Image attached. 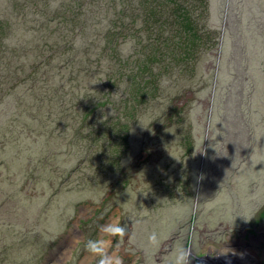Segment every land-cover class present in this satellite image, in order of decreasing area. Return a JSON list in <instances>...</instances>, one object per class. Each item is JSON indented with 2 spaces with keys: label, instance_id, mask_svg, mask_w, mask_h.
I'll use <instances>...</instances> for the list:
<instances>
[{
  "label": "rangeland",
  "instance_id": "rangeland-1",
  "mask_svg": "<svg viewBox=\"0 0 264 264\" xmlns=\"http://www.w3.org/2000/svg\"><path fill=\"white\" fill-rule=\"evenodd\" d=\"M20 1L24 0H0L1 20L21 24L28 18L14 44L28 38L27 56L32 58L31 68L17 78L18 63L0 65V72L5 71L13 81L3 80L7 92L0 93V141L4 143L0 151L24 138L14 146L7 163L0 159V195L4 194V199L0 197V264H98L99 257L90 254L86 244L101 238L111 240L108 251L123 264H162L161 258H166L164 264H172L181 247L190 250V264H199V259L212 258L221 249L238 247L242 242L257 251L264 264V93L257 91L264 85L252 83L253 89H249L248 83L241 84L248 75L241 77V72L250 67L249 60L243 61L244 55L248 57L242 48L246 45L244 32L260 39L253 54L264 53V0H212L210 17L214 21L207 19L206 23H212L209 27L217 32L218 44L194 52L193 57L195 53L199 57L191 75L186 69L179 73L181 67L174 68L171 56L162 57L168 49L161 56L155 54L160 46L153 40L160 27L166 29L163 37L173 46L182 39L171 29L167 31L173 23L167 13V24L150 30V0H80L89 13H100L101 17L78 25L76 33L70 30L71 8L52 11L62 0L36 3L40 8L45 3L52 5L44 13L53 21L43 29L35 23L39 16L32 15L33 8L27 5L23 9L25 3L12 5ZM214 6L220 8L219 17ZM58 12L70 25L55 18ZM121 14H127L130 21L125 32L127 19H120ZM107 30L123 32L113 38L110 47L105 39ZM183 31L178 28L177 32ZM221 44L225 45L222 50ZM154 63H159L155 77L160 94L156 102L140 107L133 118L136 133L132 146L134 154H139L130 155L119 170H112L113 163L105 165L93 156L100 155L102 148L92 135L98 132L100 136L104 123L116 115L115 109L124 106L127 80L120 81L125 75L120 67L136 70L140 66L145 73ZM118 69L120 84L113 91L106 79L112 70L117 76ZM229 73L231 83L223 88L221 77ZM147 80L150 88V79L143 82ZM219 93L221 110L217 107ZM105 101L112 104L105 106ZM255 101L259 108H252ZM240 104L255 111L245 115L241 108L233 114ZM171 107L182 110V128L191 133L193 143L190 155L179 146L176 123L181 124L182 119L168 124L162 120L167 119ZM231 109L234 111L227 117ZM199 135L203 137L197 145ZM119 171L124 175L111 174ZM153 173L160 179L150 178ZM201 174L203 179H198ZM252 174L258 177L257 186L252 184ZM26 176V181H21ZM52 178H58V183ZM130 180L122 198L127 201L123 202L118 185ZM57 184L64 186L63 193L50 198L51 187ZM231 184L237 187L234 192ZM172 187L177 191L175 199L168 197ZM215 188L218 190L212 193ZM20 193L33 199L42 197L19 211L13 201L24 203ZM231 194L238 201L235 212L226 206L232 201ZM250 205L254 208L251 213L245 211ZM60 208L70 212L59 216ZM216 208L221 209L220 214ZM256 212L258 215H253ZM116 222L126 228L125 237L102 232V226ZM154 225L157 239L153 244L149 236ZM152 248L160 252L153 260Z\"/></svg>",
  "mask_w": 264,
  "mask_h": 264
},
{
  "label": "trees",
  "instance_id": "trees-1",
  "mask_svg": "<svg viewBox=\"0 0 264 264\" xmlns=\"http://www.w3.org/2000/svg\"><path fill=\"white\" fill-rule=\"evenodd\" d=\"M38 1L39 0H24L23 2L20 1L19 3H15L12 5H19L20 3H25L23 6V9L27 5H29V7L34 9L32 11V15H38L39 17H41V18L38 17L37 21L35 22L37 24V27L39 29H43L41 27L48 28V23L53 21V17H51V16L47 17V14L44 13V11H48L49 9H51L52 5H47L45 3V4H43V8H40L38 5H36V3ZM63 2H65V3H63ZM153 2H157V4H155V6H154ZM60 5L61 6L53 7L52 11H59L62 6H64V8H71L72 9V16L70 19L71 25L59 15V12L55 13L54 16H55V18L62 19L63 22L68 23L70 25V30L73 31L74 33H76L75 29L78 28V25H82L84 22L91 21V20H93V18L101 17L100 13L99 14H97L95 12L89 13L84 8V2H82L80 0H62ZM212 8H213L212 0H211V2H209V0H150V21H149L150 30L155 31V29H153L154 25H160V26L166 25L167 23L166 24L164 23V21H165L164 20V14L167 13V15L171 19H173V23L170 25L168 24L169 27H167V31L169 29H171L176 34L177 38L180 37L182 39L181 44L180 43L178 44L177 41H174V45L176 47L173 46V44H170L167 37H163V34L166 36V29L165 28L163 29L162 27H160V30H158L159 32L155 33V38L153 40L155 45L160 46V49H155V54L156 55L160 54V56H161L162 51H165L168 49L169 52H171V53L168 52V54L166 56H162V57H170L171 56V61L173 62L174 68L180 69V67H181V69L179 70V73H183L184 69H186L190 75L192 73H194L195 69H196L195 63H196L197 58L199 57V56L197 57L198 54H196V53L194 55L195 57H193L194 52L196 51L199 53V51L200 52L204 51L205 45L209 46V45L213 44L216 47L218 44L217 43V40H218L217 32L215 30H213L212 28H210V27H212V23H210V25H209L210 27L208 26L209 23H206L207 19L209 21H214L210 17ZM214 8L217 9L218 7L214 6ZM83 13H85V14H83ZM126 15L127 14H121L120 19H122V18L127 19ZM219 15H220V8H218V17H219ZM218 17H217V19H218ZM28 21H29L28 18H26L24 20V23L15 24L14 21L8 20V22H7L6 20L0 19V65H1V63H11L12 61H14L15 63H18L15 67V71L18 73V75L15 78H17L19 75L26 74L28 69L31 68L30 65L32 63V58L27 56V52H28L29 46L31 44L30 40L28 38L24 37L23 39L17 40V45L14 44V41H15L14 39H19V35H21V33H22V32H20V30L26 26ZM129 22L130 21L127 19V23L125 24V28L128 27ZM146 23H148V22H146ZM57 27H60V26H57ZM206 27L209 29L206 30ZM178 28H183L184 31L178 34V32H177ZM39 29L36 28V30L38 32L41 31ZM127 30H128V28L126 30H123V32H125ZM106 32L107 33L105 35V39L108 41L109 47H110L111 43L113 42V38H117L123 33V32H119L118 30L117 31L107 30ZM80 34L87 36L84 32H81ZM31 36L34 37V35H32V34H31ZM243 38H244V42L246 45L243 46L242 48H243V51L248 55V57L246 55H244L243 61L248 62V60H249V66L250 67H249L248 71L244 70L241 72V77L244 76L245 73L248 74L242 78L241 84H246V85L249 84L248 85L249 89H253L252 83L264 85V53H263V56L253 54L256 46L260 42L259 41L260 39L255 38L252 35V33L244 32ZM221 45H223V44H221ZM224 47H225V45H223L221 47V50ZM31 48H33V46H31ZM182 48H184L185 50L183 51ZM209 49H211V48H209ZM228 52H229V50L226 53H224L226 59L229 58V56H227ZM155 54H153V55L155 56ZM161 60L168 63L167 65H170V63L165 61L164 59H161ZM258 62H259V64H258ZM156 65H159V63H157V64L154 63L150 67V72L148 71L145 73L141 72L142 68L140 66H138V68L136 70H134L133 68L128 69V68H121L120 67V70L123 71L125 75H121V71L119 69L116 70L117 76L114 75V70H112V72L108 73V78L106 79V84H108L110 89L113 91H115L119 88L120 81L127 80L126 89L124 90L126 92V96L124 98V106H120L119 109H117V110L115 109L116 115L109 117L107 122L104 123V128H102L103 130H102L100 136H99L98 132L96 134L94 133L92 135V137L94 139H96L95 143H100V146L102 148V150L99 149L102 152L100 155L96 156V154H95L93 156L95 158H97L98 161L103 162V164H105V165H107L108 163H113L115 165V168H113L112 170H119L118 166L121 164L122 161L127 160L130 157V155L136 156L139 154V152H136L135 154L133 152V146H132V143L134 142L133 135L136 133V131H135L136 123H135V121H133V118H134V114H136L137 110L140 107L147 104V102H149V101L156 102V100L160 94L161 88H158V79L155 77L156 74H158V72L156 71L157 70ZM261 69H263V70H261ZM259 71H262V72L260 73ZM164 72L166 73L165 70H164ZM0 74H2V75H0V84L2 85V86H0V93H6L7 90L5 88V82L3 80L9 79V77L5 71H1ZM120 75H121V79H120V81H118V77H120ZM250 75H252L254 77L252 81L250 79H248V77ZM145 79H150V88L146 85V83L149 80H147L146 82H143ZM10 82H11V84H13L12 80H10ZM236 82L240 83L241 80L238 79V81H236ZM230 83H231V74L229 73L228 75H226V77H225V75H222L220 84L223 86V88L225 86L229 85ZM259 90L263 91V93H264V89L263 90L258 89L257 91H259ZM220 96H221V93L218 94V102H217V105H218L217 107L219 108V110H221L219 107V103H220L219 97ZM104 104H105V106L106 105L110 106L112 104V102L111 101H109V102L105 101ZM249 104L251 105V101ZM113 105H114V102H113ZM223 105L226 106L228 104L225 103ZM102 107H104V105H102L101 108ZM255 107L259 108V105L256 103V101L254 102L252 108H255ZM241 108L244 110L243 114H245V115L255 111V110L251 109V107L245 108V107H242L240 104L239 108H236V106L234 107V110H239V111H234L233 109H231L230 111H228L226 113V116L228 117L232 111H234L233 114H237L236 112H241L240 111ZM219 117H222L221 113L219 114ZM159 118H160V116H159ZM173 119H182L181 124L179 123L178 120L176 123L177 127H178L177 133H179L181 136L180 137L177 135L176 136L179 137V146L181 148H185L187 154L190 155L191 151L193 149V143L190 139L191 133L189 131L184 132V129L182 128V124H183L182 110L171 107V108H169V112L167 114V119L162 118V120L165 121V124L172 122ZM135 120L138 121L139 118L136 116ZM237 122H238V120H237ZM234 123L236 124L235 119H234ZM164 127L166 128V125ZM213 130L214 129H211L212 132H213ZM249 130H250V128H249ZM157 135H159L160 137H163V138L165 137L162 133L161 134L158 133ZM201 137H203V136L201 135ZM201 137L199 135V138H197V145L199 144V139ZM22 139H24V138H22ZM22 139L13 143L8 148H3L0 151V159L2 160L3 164L8 162V157L11 156L12 149ZM0 145L4 146V143L2 141H0ZM246 152L247 151L245 148L243 153H246ZM126 155H128V156H126ZM262 158H264V157L262 156ZM120 173L122 175H124V173L120 172V171L115 172V173H111V174H115V176H120ZM128 176H129V179L133 178V176L131 174H129ZM151 176L154 178L160 179L156 173L151 174L150 178H151ZM26 179H27V176L24 179H22L21 181L24 182V181H26ZM52 180L54 181L55 184L58 183V181H59L58 178H52ZM173 180L178 181V179H173ZM251 180H252V184H254L258 181V177L256 175L252 174ZM2 181L3 180L0 179V183ZM126 183H127V181H124L118 185V187H120L118 193H120L121 199L124 198V196H123L125 194L124 191H126L127 187H129L128 185L131 183V180L128 184H126ZM164 183H166L165 180H164ZM257 183L255 184L256 186H257ZM50 186H52V184ZM63 188H64V186L63 185L60 186V184H57V185L51 187L52 191H51L50 198L55 197L53 194H57V195L61 196V194L63 193ZM113 189H114V187H111V192ZM217 190H218V188H215L213 190V192L212 191H210V192L208 191V192L211 194V192L214 193ZM171 192L172 193H170V195H168V197L175 199L176 197H175L174 193L177 191L172 187ZM140 194H139V196H140ZM259 194L261 195V193H259ZM1 195H2V198L4 199V194H1ZM1 195H0V197H1ZM20 195H21V199L24 203L20 204V200L18 201V204H17V201H13L15 209H17L19 211L22 208H24L25 205L28 206L34 201H39L42 197V195H38V198L33 199V197H25L22 193H20ZM231 195L232 196H230V199H232V201L229 200L228 205H226V204L225 205L228 206L232 212H235L238 210V201H237V197L233 196L234 194H231ZM221 196L222 195L219 194L218 199ZM224 196L226 197V195H224ZM10 197H12L11 191H10ZM109 200H110V197L107 196L106 201H109ZM122 201L125 202L127 200L122 199ZM155 204L157 205L158 203H155ZM255 206H256V204L254 205V208H255ZM217 207H219V205ZM254 208L251 209V205H250L249 208H245V211H249L251 213L252 210H254ZM55 210L57 212L58 208H56ZM216 210L219 214L221 213L220 208H216ZM51 211H52L51 207L45 210V212H47V214H49ZM228 211H229V209L226 208L225 212L227 213ZM66 212L68 214L70 211H66V209L60 208V211L58 213H59V216H65ZM71 212L73 213V210ZM260 212H261V210L259 211L258 214H260ZM258 214L256 212L253 215L256 216ZM257 218H258V216L255 219L256 221H257ZM176 219H178V218H176ZM190 226H195V224L191 223ZM197 226H199V225H197ZM156 228H157L156 225H154L152 231L150 232V235L156 232ZM197 228H199V227H197ZM170 233H171V231H170ZM39 239L40 238H38V240ZM140 240H141V238L138 241H140ZM186 245H187V247H189L188 240H186ZM159 253H160L159 251L153 249V252L151 254L152 255L151 259L153 260V257L157 256ZM165 259L166 258H161L162 264H164ZM144 263L147 264L149 262H144ZM171 263L173 264V262H171ZM153 264H155V263H153Z\"/></svg>",
  "mask_w": 264,
  "mask_h": 264
},
{
  "label": "clouds",
  "instance_id": "clouds-1",
  "mask_svg": "<svg viewBox=\"0 0 264 264\" xmlns=\"http://www.w3.org/2000/svg\"><path fill=\"white\" fill-rule=\"evenodd\" d=\"M198 179H203V174L200 175ZM102 232L107 234L109 237H120L123 238L126 235V228L121 226L119 222L108 223L102 226ZM155 233L149 236L150 243H156ZM111 243V240H105L103 238L98 240H88L86 244L87 251L93 256L99 257L98 264H123L120 257L114 256L109 253L108 247ZM229 249H221L218 255L227 256ZM214 257L217 255L213 254ZM191 252L186 248H179L176 251L173 264H190L191 262Z\"/></svg>",
  "mask_w": 264,
  "mask_h": 264
},
{
  "label": "bare ground",
  "instance_id": "bare-ground-1",
  "mask_svg": "<svg viewBox=\"0 0 264 264\" xmlns=\"http://www.w3.org/2000/svg\"><path fill=\"white\" fill-rule=\"evenodd\" d=\"M230 190H233V192L236 190V186L234 184H231ZM210 192V191H209ZM258 221V220H257ZM258 223V222H257ZM263 224V221L260 223ZM252 229V232L249 233V235L254 236L255 227ZM251 230V229H249ZM243 244H240V246H230L229 253L227 256L222 257L216 255L215 257H212L213 263H210L208 260L205 262V264H261L258 257V252L253 250L250 246L246 245L247 242H242ZM214 258V259H213Z\"/></svg>",
  "mask_w": 264,
  "mask_h": 264
},
{
  "label": "water",
  "instance_id": "water-1",
  "mask_svg": "<svg viewBox=\"0 0 264 264\" xmlns=\"http://www.w3.org/2000/svg\"><path fill=\"white\" fill-rule=\"evenodd\" d=\"M196 259H198V258H196ZM214 259V258H213ZM209 261L210 263H213L214 261L212 260V258H210V256H208V257H204V258H201V259H199L198 261V263L199 264H205V262L206 261Z\"/></svg>",
  "mask_w": 264,
  "mask_h": 264
},
{
  "label": "flooded vegetation",
  "instance_id": "flooded-vegetation-1",
  "mask_svg": "<svg viewBox=\"0 0 264 264\" xmlns=\"http://www.w3.org/2000/svg\"><path fill=\"white\" fill-rule=\"evenodd\" d=\"M194 264H196V263L194 262Z\"/></svg>",
  "mask_w": 264,
  "mask_h": 264
}]
</instances>
